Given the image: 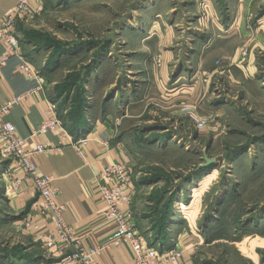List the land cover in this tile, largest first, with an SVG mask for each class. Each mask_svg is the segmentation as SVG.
Here are the masks:
<instances>
[{
  "label": "rangeland",
  "instance_id": "1",
  "mask_svg": "<svg viewBox=\"0 0 264 264\" xmlns=\"http://www.w3.org/2000/svg\"><path fill=\"white\" fill-rule=\"evenodd\" d=\"M40 2L16 35L24 55L70 136L105 126L125 151L143 246L264 264V0ZM8 162L0 152V264L58 263Z\"/></svg>",
  "mask_w": 264,
  "mask_h": 264
},
{
  "label": "built area",
  "instance_id": "2",
  "mask_svg": "<svg viewBox=\"0 0 264 264\" xmlns=\"http://www.w3.org/2000/svg\"><path fill=\"white\" fill-rule=\"evenodd\" d=\"M11 9L0 19V71L11 59L19 61L20 72L36 83V86L22 95L10 97L0 105V152L10 160L7 175L10 181V192L19 194L29 187L39 197L40 216L50 225L44 234L43 245L47 251L66 250V258L61 264H95L103 248H86L82 239L72 226L64 221L65 207L58 203L59 191L53 186V179L38 173L36 158L40 155H58L67 147H72L80 158H84L88 138L74 140L61 126L54 106L47 103L44 120L32 132L30 138L52 134L54 142L38 141L33 147L28 138H20L16 128L6 120L11 109L26 101L33 93L42 89L38 72L24 56L20 41L16 36L17 22L29 23L42 12V5L33 0H13ZM198 128L203 122L191 116ZM98 194L104 204L103 218L112 223L115 238L110 246L118 248L128 246L132 252L133 264H191L185 260L182 250L177 247L159 255L153 248L143 246L136 234L129 202L133 195L131 169L128 160L107 164L101 168L97 179Z\"/></svg>",
  "mask_w": 264,
  "mask_h": 264
},
{
  "label": "crops",
  "instance_id": "3",
  "mask_svg": "<svg viewBox=\"0 0 264 264\" xmlns=\"http://www.w3.org/2000/svg\"><path fill=\"white\" fill-rule=\"evenodd\" d=\"M33 2L41 4L40 0H33ZM13 4V0H0V19L11 9ZM25 26L27 24L22 22H17L15 25L16 35H19V39H21ZM22 45L21 42V50L25 54ZM35 86L34 81L20 72L19 61L16 58H11L0 71V105L10 97L25 94ZM48 102L51 103L45 94L42 83L41 90L33 93L25 102L14 106L6 117V120L16 128L18 137L28 138L30 147H33L34 143L38 141L54 142L52 134L30 138L32 132L43 122ZM73 138L78 140L74 136ZM126 159L125 151L114 146L112 133L105 126H101V129L88 137L83 159L72 147L65 148L58 155H40L36 158L38 173L41 176L51 177L53 186L59 191L58 203L65 207L64 221L75 229L77 235L82 239L84 247L103 248L95 264H133L132 252L128 246L118 248L110 246L115 238V229L112 223L103 218L104 204L99 198L97 185V179L103 166ZM9 165L10 162L7 166ZM25 185L26 189L21 192L24 195L23 200L32 199L35 195V203L39 206V197L31 190L29 182L26 181ZM134 219L133 223L135 224ZM31 225L34 227L37 240L41 241L43 249L46 251L43 237L50 230V225L38 213L33 215ZM55 251L54 254L59 257L58 263L48 261L44 264H61L66 258V250Z\"/></svg>",
  "mask_w": 264,
  "mask_h": 264
},
{
  "label": "trees",
  "instance_id": "4",
  "mask_svg": "<svg viewBox=\"0 0 264 264\" xmlns=\"http://www.w3.org/2000/svg\"><path fill=\"white\" fill-rule=\"evenodd\" d=\"M73 135H74V134H73ZM73 135H72V136H73ZM74 136L76 137V135H74ZM164 252H167V251H166L165 249H162V251H159L158 254H159V255H162Z\"/></svg>",
  "mask_w": 264,
  "mask_h": 264
},
{
  "label": "water",
  "instance_id": "5",
  "mask_svg": "<svg viewBox=\"0 0 264 264\" xmlns=\"http://www.w3.org/2000/svg\"><path fill=\"white\" fill-rule=\"evenodd\" d=\"M206 163L209 164V163H211V161L206 160Z\"/></svg>",
  "mask_w": 264,
  "mask_h": 264
}]
</instances>
